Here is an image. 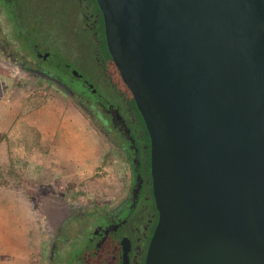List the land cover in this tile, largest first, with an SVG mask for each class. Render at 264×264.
<instances>
[{
    "label": "water",
    "instance_id": "obj_1",
    "mask_svg": "<svg viewBox=\"0 0 264 264\" xmlns=\"http://www.w3.org/2000/svg\"><path fill=\"white\" fill-rule=\"evenodd\" d=\"M96 1L151 143L146 264H264V0Z\"/></svg>",
    "mask_w": 264,
    "mask_h": 264
},
{
    "label": "rangeland",
    "instance_id": "obj_2",
    "mask_svg": "<svg viewBox=\"0 0 264 264\" xmlns=\"http://www.w3.org/2000/svg\"><path fill=\"white\" fill-rule=\"evenodd\" d=\"M69 2L13 0L15 15L7 12L9 4L0 6V40L7 53L19 58L30 53L19 35L29 24L35 21L47 35V28L50 35L58 33L56 46L67 58L63 65L70 67L56 72L64 84L81 92L82 81L74 76L88 74L74 63L80 43L67 30L79 20L77 6ZM64 6L66 20L60 18ZM57 10L54 22L50 17ZM52 64L42 68L53 69ZM96 89H101L98 84ZM111 93L105 88L107 96ZM116 143L125 146L114 134L102 133L55 83L20 69L0 53V264H46L53 232L66 215L112 207L126 196L130 169Z\"/></svg>",
    "mask_w": 264,
    "mask_h": 264
},
{
    "label": "flooded vegetation",
    "instance_id": "obj_3",
    "mask_svg": "<svg viewBox=\"0 0 264 264\" xmlns=\"http://www.w3.org/2000/svg\"><path fill=\"white\" fill-rule=\"evenodd\" d=\"M10 1L0 0V6L9 4L11 8L7 12H14L12 7L15 5L13 0ZM69 1L77 6L75 17L79 20L78 25L67 30L80 43L78 61L74 63L89 78L78 74L74 77L82 81L84 91L78 92L60 80L56 69L60 66L69 68L70 64L63 65L67 58L63 59L56 46L58 33L50 35L49 28L48 35L43 33L35 21L22 34L19 33L23 42L28 43V55L22 53L17 58L13 53H7L1 40L0 53L20 69L55 83L78 102L102 133L108 137L114 134L124 143L123 148L116 143V148L130 169V186L126 196L112 207L104 206L93 212L76 209L66 215L53 232L46 264H146L159 220L153 194L149 134L134 97L123 83L109 53L104 18L97 1ZM58 14L59 10L54 11L50 18L56 22L54 18ZM62 14L60 18L66 20L69 15L66 6ZM27 60L34 65L25 64ZM50 61H53V69L42 68V64ZM70 82H75V79ZM97 84L102 91L96 89ZM105 88L110 93L112 91L111 98L105 94Z\"/></svg>",
    "mask_w": 264,
    "mask_h": 264
},
{
    "label": "trees",
    "instance_id": "obj_4",
    "mask_svg": "<svg viewBox=\"0 0 264 264\" xmlns=\"http://www.w3.org/2000/svg\"><path fill=\"white\" fill-rule=\"evenodd\" d=\"M4 10V9H3ZM6 13V12H5Z\"/></svg>",
    "mask_w": 264,
    "mask_h": 264
}]
</instances>
